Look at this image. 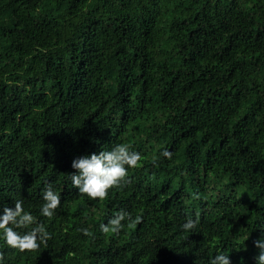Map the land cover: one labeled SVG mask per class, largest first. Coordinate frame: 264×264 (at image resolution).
Instances as JSON below:
<instances>
[{
	"label": "trees",
	"instance_id": "16d2710c",
	"mask_svg": "<svg viewBox=\"0 0 264 264\" xmlns=\"http://www.w3.org/2000/svg\"><path fill=\"white\" fill-rule=\"evenodd\" d=\"M117 144L142 156L128 183L79 194L73 161ZM17 200L52 238L21 253L0 230L3 264H257L264 0H0V216ZM121 210L141 222L103 233Z\"/></svg>",
	"mask_w": 264,
	"mask_h": 264
},
{
	"label": "clouds",
	"instance_id": "9594fccd",
	"mask_svg": "<svg viewBox=\"0 0 264 264\" xmlns=\"http://www.w3.org/2000/svg\"><path fill=\"white\" fill-rule=\"evenodd\" d=\"M162 155L168 159L172 158V153L168 150H164ZM141 161L142 156L138 152L131 151L124 144H117L110 151L103 150L99 154L79 157L72 163V167L76 170V174L70 175L72 185L78 189L79 194L91 200L103 201L107 199L110 190L120 189L128 183V169L137 168ZM42 199L44 203L41 206V214L52 218L61 206V195L49 184L42 192ZM125 220L128 221L129 228L141 222L140 217L133 219L130 213L121 210L106 225L100 226L101 231L105 234L112 232L118 235L124 227L122 222ZM199 222V214L195 220L189 216L182 225V229L192 231ZM29 228L30 230L24 233L16 231V229ZM0 230L3 231L7 246L21 253L35 252L39 250L41 244H46L52 238L46 227L37 222L36 217L24 211L23 203L19 200L15 201L14 209L3 208V215L0 216ZM80 231L85 236L90 235L88 229H80ZM255 246L261 250L256 257L257 264H264V239L255 241ZM4 259V253L0 252V264H3ZM210 264H232V262L229 255L220 252L210 261Z\"/></svg>",
	"mask_w": 264,
	"mask_h": 264
}]
</instances>
